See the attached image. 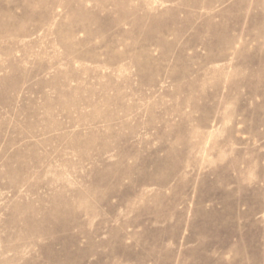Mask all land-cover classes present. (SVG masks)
Here are the masks:
<instances>
[{
	"label": "rangeland",
	"instance_id": "obj_1",
	"mask_svg": "<svg viewBox=\"0 0 264 264\" xmlns=\"http://www.w3.org/2000/svg\"><path fill=\"white\" fill-rule=\"evenodd\" d=\"M0 264H264V0H0Z\"/></svg>",
	"mask_w": 264,
	"mask_h": 264
},
{
	"label": "bare ground",
	"instance_id": "obj_2",
	"mask_svg": "<svg viewBox=\"0 0 264 264\" xmlns=\"http://www.w3.org/2000/svg\"><path fill=\"white\" fill-rule=\"evenodd\" d=\"M124 3H125V1H124ZM180 56V55H179ZM188 69V68H187Z\"/></svg>",
	"mask_w": 264,
	"mask_h": 264
}]
</instances>
